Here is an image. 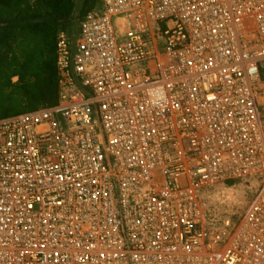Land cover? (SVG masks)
Here are the masks:
<instances>
[{
    "label": "built area",
    "instance_id": "obj_1",
    "mask_svg": "<svg viewBox=\"0 0 264 264\" xmlns=\"http://www.w3.org/2000/svg\"><path fill=\"white\" fill-rule=\"evenodd\" d=\"M56 68L0 118V264H264V0H99Z\"/></svg>",
    "mask_w": 264,
    "mask_h": 264
},
{
    "label": "trees",
    "instance_id": "obj_2",
    "mask_svg": "<svg viewBox=\"0 0 264 264\" xmlns=\"http://www.w3.org/2000/svg\"><path fill=\"white\" fill-rule=\"evenodd\" d=\"M26 0H0V72L18 82L5 90L0 88V118L54 105L58 101L59 77L56 68L58 34L68 31L86 13L94 10L99 0H32L15 11ZM78 18L76 19V14ZM38 37L42 48L38 53H21L9 59L19 38ZM13 88V89H12Z\"/></svg>",
    "mask_w": 264,
    "mask_h": 264
},
{
    "label": "rangeland",
    "instance_id": "obj_3",
    "mask_svg": "<svg viewBox=\"0 0 264 264\" xmlns=\"http://www.w3.org/2000/svg\"><path fill=\"white\" fill-rule=\"evenodd\" d=\"M31 1L32 0H26L24 3H21L19 7L15 9V11H18L20 8L28 5L29 3H31ZM6 12H9V10L0 8V14H3L4 16ZM75 27L76 26L70 29V33H73ZM22 41H23V37L19 38V41L16 43V45L12 49L7 50V56L9 59L14 58V57H19L21 53H25V52L26 53H32V52L38 53L42 48V41L38 37H28V41L26 43L19 44ZM17 82H18V77L8 79L3 76V73L0 72V88L2 87L4 90L5 88L6 89L8 88L10 90L11 87L15 85ZM217 196L219 198L226 196V191L225 190L221 191V193L217 194ZM244 198H245L244 196H241V197L239 196V201L234 203L237 208L241 207L244 204Z\"/></svg>",
    "mask_w": 264,
    "mask_h": 264
},
{
    "label": "crops",
    "instance_id": "obj_4",
    "mask_svg": "<svg viewBox=\"0 0 264 264\" xmlns=\"http://www.w3.org/2000/svg\"><path fill=\"white\" fill-rule=\"evenodd\" d=\"M78 15H79V14L77 13V14H76V19L78 18ZM83 16H84V15H83ZM83 16H82V17H83ZM82 17H81V18L78 20V22L75 24L76 27H75L74 31H76L77 26H78V23H79V21L82 19ZM74 31H73V32H74Z\"/></svg>",
    "mask_w": 264,
    "mask_h": 264
}]
</instances>
